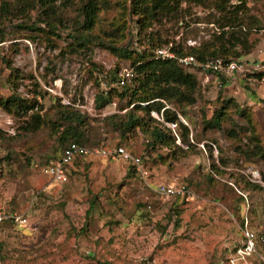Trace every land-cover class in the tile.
<instances>
[{
    "label": "rangeland",
    "instance_id": "rangeland-1",
    "mask_svg": "<svg viewBox=\"0 0 264 264\" xmlns=\"http://www.w3.org/2000/svg\"><path fill=\"white\" fill-rule=\"evenodd\" d=\"M87 1L60 0L65 19L56 30L39 11L0 16V98L35 106L27 115L0 108V209L27 219L26 225H0V264H232L243 230L264 232V159L244 156L252 153L254 136L264 145V79L252 71H264V0H249L241 15L251 50L232 59L244 71L220 86L222 79L188 69L199 81L196 104H167L177 123L167 122L164 111L152 113L164 118L161 127L182 149L176 157L150 147L141 131L126 138L115 132L107 118L131 110L121 111L127 100L114 95L112 105L96 108L98 95L117 88L116 70L119 78L132 69L99 44L126 45L136 18L131 0H102L107 4L100 2L91 42L80 47L76 36ZM215 1L192 4L184 21L165 19L153 31L187 52L211 43L221 26ZM3 2L16 6V0ZM68 108L89 119V148L123 146L142 160L148 178L121 159L92 155L70 168L67 183L54 182L47 169L61 154L60 118ZM221 110L222 130L207 129ZM34 114L45 125L28 133L23 128ZM149 185H185L188 193L165 200ZM243 264H264V249Z\"/></svg>",
    "mask_w": 264,
    "mask_h": 264
},
{
    "label": "trees",
    "instance_id": "trees-1",
    "mask_svg": "<svg viewBox=\"0 0 264 264\" xmlns=\"http://www.w3.org/2000/svg\"><path fill=\"white\" fill-rule=\"evenodd\" d=\"M59 1L16 0L15 7L8 2H3L0 6V16H8L16 10L17 13L21 14L39 11L44 16V22L47 23L48 27L56 30L57 26L63 24L65 19L59 12ZM100 2L103 5L107 4L102 0H88L81 8L80 15L83 22L79 26L81 32H78L76 36L77 44L80 47L87 46L91 42V34L99 22ZM207 3L208 0H131L129 13L136 20L130 27L127 44L118 46L116 42L109 41L110 44L100 42L99 45H102L103 49L109 51L118 59L131 63L132 77L126 79L121 78L120 75L118 78L119 70H116L112 83H116L117 88L110 90L107 95H98L95 100V106L100 111L114 103V95L122 101H128L127 106L122 107L121 111L133 107L125 115L115 114L107 118L109 122H112L111 125L114 127L115 132H119L123 138L141 131L148 135L150 147L168 148L171 150L172 156L176 157L178 155L176 152H182V149L177 146L176 140L169 136L168 130L161 127L162 122L151 115L152 113L162 114L164 111L163 116L167 122L177 123L179 118L167 109V104L186 105L188 107L196 104L199 87L198 78L181 66L179 60L193 56L199 63L204 64L217 58L233 61L232 57L240 58L243 55L250 54L249 36L244 32V24L241 20V15L246 14L248 11L249 0H216L213 5L221 16L219 35L215 36L213 42L204 44L199 48L194 47L190 49V52L185 51L182 44L163 39L159 31H153L154 25H162L165 19H168L169 23L174 20L180 21V19L184 21L186 16H191L189 12L192 4L205 7ZM184 4L187 6L186 9L183 8ZM63 6H65V3ZM125 8L127 9V3ZM29 29L31 30L32 27L30 26ZM166 35L169 37V30L166 31ZM1 43H3L2 40H0ZM170 45H172L171 51L176 54V59L163 60L158 58L157 51ZM238 47L243 48L242 54L237 52ZM253 76L256 79L263 80L264 71L261 69ZM221 79L223 83L226 80ZM122 80H124V85L121 84ZM0 108L10 114L12 109H16L17 113L21 112L23 115L35 110V106L24 104V101L18 97H11L8 100L0 98ZM143 114L145 115L143 116ZM241 114L245 116V112H241ZM225 115V110L217 111L213 118L206 122V128L209 130H222ZM60 121V127L64 129L60 132L63 148L57 160L64 155L65 150L71 144H77L95 151L87 146L91 144L92 134L89 133L90 123L86 116L79 111L68 108L67 112L61 114ZM158 122L160 126L157 125ZM44 125V118L40 114H34L23 129L28 133H35ZM184 136L188 139L187 135ZM258 138V136H254L252 140L254 147L252 153L244 152L246 159H264V145L261 144ZM87 157H76L68 167V175L71 167L80 159ZM130 166L134 171L136 170L132 164ZM0 225L16 226L18 224L7 221Z\"/></svg>",
    "mask_w": 264,
    "mask_h": 264
},
{
    "label": "built area",
    "instance_id": "built-area-1",
    "mask_svg": "<svg viewBox=\"0 0 264 264\" xmlns=\"http://www.w3.org/2000/svg\"><path fill=\"white\" fill-rule=\"evenodd\" d=\"M171 47L172 45L159 49L156 53L157 57L163 60H175L176 54L171 51ZM179 63L187 70H197L200 74L205 75L208 80L210 77L216 79L224 78L227 80L230 78V76L244 71V68L239 65L238 61H227L222 58H217L202 64L199 63L195 57L188 56L181 58ZM252 71L255 73L256 71H260V68L255 67ZM122 77L130 79L132 77V71L126 70L121 74V78ZM121 84L124 85V80H122ZM222 85H224L223 82L220 83V86ZM157 118L158 120L164 122L163 117L162 119L159 117ZM92 155L121 159L132 164L142 178L145 180L148 178V172L142 166V160L140 158L134 157L123 147L114 148L113 150L104 149L91 151L77 144H71L68 146L64 152V155L48 167L47 173L54 182L62 184L67 183L68 167L72 164L74 159L78 156L87 157ZM149 187L156 193L158 197L165 200H169L170 198L174 197L185 196L188 193V188L185 185H159L156 187L149 185ZM7 221L19 225L27 224V219L24 216H21L18 213H7L3 210H0V224H3ZM243 239L244 243L237 249V258L232 261V264H236V260L246 262L252 256L258 255L260 250L264 249V232L258 236L256 232L246 227V229L243 230ZM243 262L239 264H243Z\"/></svg>",
    "mask_w": 264,
    "mask_h": 264
}]
</instances>
